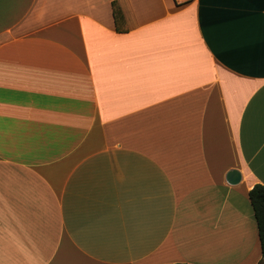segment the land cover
<instances>
[{"label": "crops", "instance_id": "crops-1", "mask_svg": "<svg viewBox=\"0 0 264 264\" xmlns=\"http://www.w3.org/2000/svg\"><path fill=\"white\" fill-rule=\"evenodd\" d=\"M257 183L264 0H0V264H264Z\"/></svg>", "mask_w": 264, "mask_h": 264}, {"label": "trees", "instance_id": "trees-1", "mask_svg": "<svg viewBox=\"0 0 264 264\" xmlns=\"http://www.w3.org/2000/svg\"><path fill=\"white\" fill-rule=\"evenodd\" d=\"M113 17L115 25L123 20V14L121 10L116 6V3L113 2ZM118 30V26H116ZM248 197L253 209L254 218L257 225V232L260 244L261 254L264 258V185L254 184L251 189L248 191ZM172 264H190L185 262H176Z\"/></svg>", "mask_w": 264, "mask_h": 264}, {"label": "water", "instance_id": "water-1", "mask_svg": "<svg viewBox=\"0 0 264 264\" xmlns=\"http://www.w3.org/2000/svg\"><path fill=\"white\" fill-rule=\"evenodd\" d=\"M225 178L228 183L236 184L237 182H239L241 175L237 169L233 168L226 173Z\"/></svg>", "mask_w": 264, "mask_h": 264}, {"label": "built area", "instance_id": "built-area-1", "mask_svg": "<svg viewBox=\"0 0 264 264\" xmlns=\"http://www.w3.org/2000/svg\"><path fill=\"white\" fill-rule=\"evenodd\" d=\"M175 3H177V4H184V3H186V2H188V1H190V0H173Z\"/></svg>", "mask_w": 264, "mask_h": 264}, {"label": "rangeland", "instance_id": "rangeland-1", "mask_svg": "<svg viewBox=\"0 0 264 264\" xmlns=\"http://www.w3.org/2000/svg\"><path fill=\"white\" fill-rule=\"evenodd\" d=\"M172 1V0H171Z\"/></svg>", "mask_w": 264, "mask_h": 264}]
</instances>
